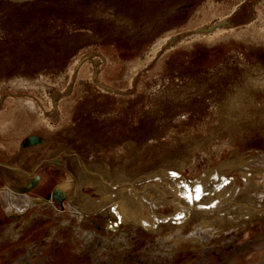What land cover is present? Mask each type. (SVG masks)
<instances>
[{"label": "rangeland", "instance_id": "obj_1", "mask_svg": "<svg viewBox=\"0 0 264 264\" xmlns=\"http://www.w3.org/2000/svg\"><path fill=\"white\" fill-rule=\"evenodd\" d=\"M0 264H264V0H0Z\"/></svg>", "mask_w": 264, "mask_h": 264}, {"label": "bare ground", "instance_id": "obj_2", "mask_svg": "<svg viewBox=\"0 0 264 264\" xmlns=\"http://www.w3.org/2000/svg\"><path fill=\"white\" fill-rule=\"evenodd\" d=\"M162 44V42H160L159 44H158V46L159 45H161ZM159 48V47H158ZM158 50V49H157ZM154 52V51H153ZM238 160L240 161V158H238ZM234 162V161H233ZM238 162V161H237ZM239 163V162H238ZM19 171V170H18ZM80 171L81 172H88L87 171V169L84 167V165H82L81 164V166H80ZM209 175V174H208ZM212 176V175H211ZM213 177H214V179H213V181H212V183H210V186L209 187H207V188H205L204 190L206 191V192H210V190H212V192H215L216 194H220V193H224V192H226L227 191V188L231 185V184H235V181L233 180V179H228V178H226L225 176H223L222 174H217V173H214V175H213ZM104 179V178H103ZM210 179V178H209ZM207 180V179H206ZM212 180V179H211ZM71 176L70 175H68L67 176V181L64 183V184H62V185H60L59 186V188L58 189H60L61 191H64V190H66V188H68L69 186H71L72 185V183H71ZM87 181V180H86ZM129 182V181H128ZM209 182V181H208ZM137 182H135V183H133V185L134 184H136ZM207 183V182H206ZM104 184H107V182H104ZM238 185V184H237ZM107 186V185H106ZM234 187H235V185L232 187V189H234ZM132 190H131V199L133 200V202H134V204H138V203H141L142 205H144V207L147 209V211H148V213H150V214H153L154 216H155V220L153 221V225H154V229H158L159 228V222L160 221H164L165 220V218H161L160 216L158 217V216H156L155 215V213L153 212V210L151 209V208H149V206H148V203H149V201H148V192H146V191H141V192H139L137 189H136V187L134 186L133 188H131ZM178 190H179V194L177 195V198H176V201H175V203H176V209L178 210V214H176L175 215V217L177 218V220H180L181 218H190L189 216V208H187L188 209V211H187V209L185 208V201H186V198H189V197H191L192 195H191V191H190V189H185V188H182V187H178ZM99 192H101L102 193V191H106V188L103 186V188H101V189H99L98 190ZM98 192V193H99ZM8 193V192H7ZM106 193V192H105ZM8 194H11V193H8ZM7 194V197L8 196H11V195H8ZM159 198V197H158ZM157 198V199H158ZM25 200H26V203L27 204H31L32 203V199L30 198V197H25ZM204 201V200H203ZM202 202V201H201ZM201 202H197L196 203V205H200L199 203H201ZM205 202H203V204H204ZM212 203V202H211ZM211 203L209 204V203H206V204H202L201 203V205L200 206H202L203 205V207H209L210 205H211ZM85 207V206H84ZM154 207V206H153ZM194 207V206H193ZM85 210L87 209V208H84ZM185 209V211H183ZM79 210L80 209H78V212H79ZM187 211V212H186ZM142 212V211H141ZM140 214H142V213H140ZM167 217V216H166ZM173 217V216H172ZM175 217L174 218H172V220H175ZM180 218V219H179ZM167 219V218H166ZM170 219V218H169ZM186 219H184V221L186 220ZM182 220V219H181ZM184 221H183V223H184ZM175 222V221H174ZM181 223V222H180ZM180 226V225H179Z\"/></svg>", "mask_w": 264, "mask_h": 264}]
</instances>
